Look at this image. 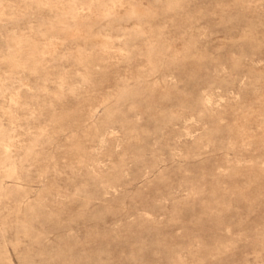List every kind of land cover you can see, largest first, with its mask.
Here are the masks:
<instances>
[{"label":"rangeland","instance_id":"374dc122","mask_svg":"<svg viewBox=\"0 0 264 264\" xmlns=\"http://www.w3.org/2000/svg\"><path fill=\"white\" fill-rule=\"evenodd\" d=\"M0 264H264V0H0Z\"/></svg>","mask_w":264,"mask_h":264}]
</instances>
